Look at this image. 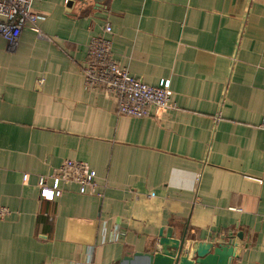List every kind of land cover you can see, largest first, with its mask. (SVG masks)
Instances as JSON below:
<instances>
[{"label": "crops", "instance_id": "1", "mask_svg": "<svg viewBox=\"0 0 264 264\" xmlns=\"http://www.w3.org/2000/svg\"><path fill=\"white\" fill-rule=\"evenodd\" d=\"M0 35V264H119L239 231L233 264H264V0H33ZM175 104L118 113L88 88L94 37ZM87 162L104 196L40 197L37 177ZM30 179L24 182L23 175ZM170 238V243L161 240Z\"/></svg>", "mask_w": 264, "mask_h": 264}, {"label": "built area", "instance_id": "2", "mask_svg": "<svg viewBox=\"0 0 264 264\" xmlns=\"http://www.w3.org/2000/svg\"><path fill=\"white\" fill-rule=\"evenodd\" d=\"M33 0H0V35L10 42H17L22 30L38 19ZM112 27L107 24L105 35L94 37L88 48L87 65L83 72L88 88L100 89L118 101V113L133 117L151 115L152 108L167 110L174 106L170 80L149 85L132 76L114 57L112 41L107 37ZM264 130V119L259 125ZM30 179L23 175L24 182ZM76 185L81 194L104 196L105 185L98 181L97 171L87 162L66 159L50 174L39 175L37 186L40 197L54 201L63 196L65 189ZM11 214L0 204V220Z\"/></svg>", "mask_w": 264, "mask_h": 264}, {"label": "water", "instance_id": "3", "mask_svg": "<svg viewBox=\"0 0 264 264\" xmlns=\"http://www.w3.org/2000/svg\"><path fill=\"white\" fill-rule=\"evenodd\" d=\"M244 240L239 231L235 235L221 237V242L197 241L185 252L184 245L176 242L172 251L135 252L124 256L119 264H233L237 258V240ZM170 243V238L161 240Z\"/></svg>", "mask_w": 264, "mask_h": 264}]
</instances>
